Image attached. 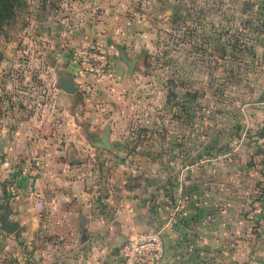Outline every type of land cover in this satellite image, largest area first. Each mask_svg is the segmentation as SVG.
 <instances>
[{"label":"rangeland","instance_id":"1","mask_svg":"<svg viewBox=\"0 0 264 264\" xmlns=\"http://www.w3.org/2000/svg\"><path fill=\"white\" fill-rule=\"evenodd\" d=\"M21 2L0 26V164L33 166L48 146L50 158L97 166L101 178L117 167L142 184L145 212L167 223L186 197L199 200L203 226L219 229L217 246L230 250L205 254L204 264H264V0ZM75 4H105L110 32L125 19L149 23L130 42L102 37L125 71L121 57L135 60L131 73L76 78L72 50L97 41L77 38ZM66 74L74 85L118 84L101 90V117L74 115L79 107L58 91ZM105 124L109 150L99 145ZM0 174V215L18 223L31 200L11 196L19 179ZM10 234L0 229V264H21Z\"/></svg>","mask_w":264,"mask_h":264},{"label":"crops","instance_id":"2","mask_svg":"<svg viewBox=\"0 0 264 264\" xmlns=\"http://www.w3.org/2000/svg\"><path fill=\"white\" fill-rule=\"evenodd\" d=\"M75 6L81 11L78 14L81 28L76 31L79 41L88 43L95 40L107 49L112 72L110 68L105 80L118 79L123 72L128 75L127 70L122 68V63L115 60L118 47L113 43L107 45L109 42L102 37L107 33L116 43L130 42L137 37L135 29L144 33V28L146 25L149 28V23H143L140 19H125L116 33L115 30L112 33L110 28L105 30L106 19L99 16L106 9L105 4ZM64 76L61 81L69 80L72 83L70 74ZM75 76L78 79L81 77L77 74ZM93 78L83 77L88 84H76L73 93L61 90V81L58 84L63 101L71 107H79L75 116L101 117L99 111L105 107L101 90L107 93L118 85L104 89L100 85L105 82H98ZM79 95L83 96L81 101L77 99ZM109 126L111 129V124ZM49 143L50 141L48 145ZM51 151L57 150L48 146L38 149L35 161L31 162L33 166H27V163L13 166L9 162L8 169L0 164L3 176L19 179L15 194L11 196H16L18 192L22 199L31 200L29 206L20 211L18 232L14 231L8 236H19L17 250L21 253V264H121L120 245L127 237L141 230L159 227L163 255L158 264H204L205 254L217 253L221 247V253L228 256L229 241L227 245L223 243L217 246L219 234L214 237V227L203 226L199 200L189 198L188 201L186 197L187 206L184 211L177 214L178 219H170L167 223L162 216L145 212L142 185L128 179L134 178L130 172L115 167L112 175L101 178L96 174L99 169L96 170L97 166H69L50 158ZM37 202L41 204L40 209H37ZM188 202L194 205V212L192 207L188 208ZM218 232L219 229L216 233ZM221 239L224 240L223 237Z\"/></svg>","mask_w":264,"mask_h":264},{"label":"built area","instance_id":"3","mask_svg":"<svg viewBox=\"0 0 264 264\" xmlns=\"http://www.w3.org/2000/svg\"><path fill=\"white\" fill-rule=\"evenodd\" d=\"M72 59L75 62L74 74L78 76L90 75L93 77L108 75L110 59L106 47L93 42L87 47L72 50ZM5 168H10L9 162L3 160ZM10 195L15 194V185L8 186ZM37 209L41 208L39 202ZM121 264H158L163 255V243L160 230L146 229L127 237L120 246Z\"/></svg>","mask_w":264,"mask_h":264},{"label":"water","instance_id":"4","mask_svg":"<svg viewBox=\"0 0 264 264\" xmlns=\"http://www.w3.org/2000/svg\"><path fill=\"white\" fill-rule=\"evenodd\" d=\"M122 61L126 64L128 72L131 73L133 70V65L135 60L125 57H121ZM61 90L66 93H73L76 90L75 85H73L69 80H62L59 84ZM109 135V125L105 124L101 136L99 137V145L102 146L105 150H109L110 146L107 141ZM18 226V223L15 221H8L1 214L0 215V229L4 231L5 234L12 233ZM121 246V245H120Z\"/></svg>","mask_w":264,"mask_h":264},{"label":"trees","instance_id":"5","mask_svg":"<svg viewBox=\"0 0 264 264\" xmlns=\"http://www.w3.org/2000/svg\"><path fill=\"white\" fill-rule=\"evenodd\" d=\"M20 5H22L21 0H0V26L3 22H5L13 15L14 8ZM131 179H133L136 182L135 178H131ZM183 180L188 181V178L185 176ZM182 183L183 185H187L188 182H182Z\"/></svg>","mask_w":264,"mask_h":264}]
</instances>
